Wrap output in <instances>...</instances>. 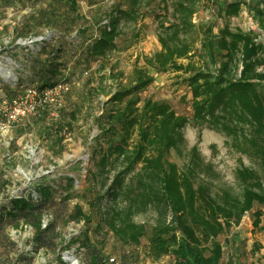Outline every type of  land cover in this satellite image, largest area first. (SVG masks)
I'll use <instances>...</instances> for the list:
<instances>
[{"label":"rangeland","instance_id":"obj_1","mask_svg":"<svg viewBox=\"0 0 264 264\" xmlns=\"http://www.w3.org/2000/svg\"><path fill=\"white\" fill-rule=\"evenodd\" d=\"M143 1L131 19L121 16L118 20L115 46L96 53L90 51L91 45L119 15L117 8L128 9L129 0H76L75 8L68 0H0V67L11 74L7 78V72L0 69V82L1 76L6 78L2 93L18 94L28 83L16 87L15 79L24 74L31 77L32 84L47 75L68 86L57 120L41 112L0 135V205L28 192L37 196L38 185H47L50 197L43 212L49 216L47 225H51L43 232L47 246H36L27 259L20 253L32 248L33 235L38 231L35 221L20 219L17 224L0 225V264H67L62 258L66 250L77 256L79 264H110L109 256L126 264L171 263L169 256L152 259L146 253L156 223L153 207L133 216L134 222L142 225L136 242L122 241L107 225L112 207L124 204L123 195L115 205L112 202L116 181L121 176L124 184L135 180L133 171L121 172L122 157L110 148L119 142V136L107 128V114L126 97L122 102L109 97L117 89L131 86L139 70H145L144 78L151 80L131 94L139 95L138 107L151 98L169 104L176 114L187 118L180 129L184 137L181 150L171 149L166 155L169 161L182 166L190 147L197 144L202 158L211 165L205 176L200 173V179L207 181L213 192L221 188L240 191L235 170L241 163L255 169L264 182V144L250 140L248 124L230 118L221 120L226 127L210 128L201 123L200 118H193V93L186 81L189 72L171 67L156 71L146 63L145 57L160 50L159 22L169 24L175 19L173 0ZM248 1L252 0H242L235 16H226L224 8L218 11L200 0L192 14L194 29L199 34L210 25L215 44L224 25L232 30H252L249 15L258 39L257 28H261L264 12L255 5L261 7L263 0H253V6ZM40 36L45 37L41 42H31ZM203 59L197 42L189 56L178 62L190 60L197 66ZM236 63L238 73V58ZM47 68L54 72L42 70ZM139 167L137 164L134 171ZM259 209L261 206L255 204L238 225L217 236L222 246L219 264H264V216L255 214ZM25 224L31 225L32 236Z\"/></svg>","mask_w":264,"mask_h":264},{"label":"trees","instance_id":"obj_2","mask_svg":"<svg viewBox=\"0 0 264 264\" xmlns=\"http://www.w3.org/2000/svg\"><path fill=\"white\" fill-rule=\"evenodd\" d=\"M68 2L75 8L76 0ZM198 2L173 0L175 20L169 24L159 22L160 50L145 57L146 63L156 71L171 67L189 72L186 81L193 93V118H200L201 123L206 122L210 128L226 127L222 122L226 118L243 121L251 128L250 140L263 145L264 68L260 66L264 64V43L255 39L253 30H232L224 25L214 44L210 25L204 26L199 34L194 29L191 17ZM144 3L143 0H129L128 9L117 8L119 15L110 21L108 29L101 31L90 51L103 53L104 48L115 46L113 40L118 34L120 17L131 19ZM239 9L240 3L234 2L227 4L223 12L231 16ZM263 22L264 17L261 21L264 32ZM197 42L203 63L197 66L190 60L186 64L179 63V59L189 56ZM236 58L241 64L238 73L234 69ZM42 70L54 72L49 68ZM144 72L137 71L131 86L117 89L109 97L113 102H122L126 97L122 105L107 114V128L119 136V142L110 148L122 157L124 168L121 172L133 171L135 180L124 184L121 176L116 181L112 202L115 205L116 199L123 195L124 204L121 207L112 204L107 225L122 241L136 242L142 225L135 223L133 216L153 207L157 216L148 238L146 253L150 258L169 256L170 264H219L222 246L217 236L238 225L245 212L255 204L261 206L255 214L264 216V182L255 169L241 163L235 170L240 191L235 193L221 188L213 192L209 183L200 179V173L204 172L205 176L211 165L204 161L197 144L190 147L182 166L169 161L166 155L171 149L181 150L184 137L180 129L187 118L176 114L169 104L151 98L138 107L139 95L131 94L151 80L144 78ZM30 78L19 75L16 87L30 84ZM4 82L1 79L0 88ZM37 82L33 84L43 87L55 81L43 75ZM232 130L235 131V127ZM137 164L140 167L134 171ZM36 192L37 196L34 191L28 192L0 205V225L17 224L20 219L35 221L37 225L32 248L21 250L24 259L30 258L38 246H47L43 232L51 229V225L40 226L43 207L50 197L49 186L38 185ZM261 228L264 229V225Z\"/></svg>","mask_w":264,"mask_h":264},{"label":"built area","instance_id":"obj_3","mask_svg":"<svg viewBox=\"0 0 264 264\" xmlns=\"http://www.w3.org/2000/svg\"><path fill=\"white\" fill-rule=\"evenodd\" d=\"M206 2L209 6L215 7L219 3V0H206ZM250 24H252V22H250ZM250 26V28L254 29V26ZM44 38V36H40L31 39V42L38 40L41 42ZM257 40L264 43V33L260 30ZM4 76L9 78L11 74L8 71L7 75L4 74ZM26 76V74L23 75V77ZM1 77L3 80H6L5 77ZM17 78L15 79V83ZM67 89V83L62 80L55 81L53 84L43 87H37L35 84H28L24 86L18 94L13 96L4 95L0 88V135L2 133H8L20 121L33 116L36 113L38 106L41 105L49 107L52 119H58V107L61 105L62 96ZM27 179H29V177H27ZM48 219L49 216L43 213L40 220L41 228L46 227ZM24 227L30 232V234L32 233V227L30 224H25ZM32 235L33 234H31V236ZM62 254L63 260L68 264H79L77 256L71 251L66 250ZM108 261L111 264H126L117 260L115 256H109Z\"/></svg>","mask_w":264,"mask_h":264},{"label":"crops","instance_id":"obj_4","mask_svg":"<svg viewBox=\"0 0 264 264\" xmlns=\"http://www.w3.org/2000/svg\"><path fill=\"white\" fill-rule=\"evenodd\" d=\"M200 1V0H199ZM204 1H206V0H204ZM234 2H239L240 3V5H241V2H242V0H219V3L217 4V6H215L216 8H217V10L219 11V10H221V9H223V8H226V6H227V4H230V3H234ZM249 3H250V5H252L253 6V4H256L253 0L252 1H248ZM198 4V3H197ZM206 4H207V2H206ZM208 5V4H207ZM209 6V5H208ZM242 6H243V4H242ZM256 8H258V10H259V12L262 10V12H264V0H263V3L261 4V7H260V4L259 3H257L256 5ZM240 8H241V6H240ZM240 10V9H239ZM239 10H238V12H239ZM201 11H202V8H201ZM192 14H194V12L192 13ZM231 16H235V15H231ZM263 17H264V15H263ZM191 20H192V22L193 23H195V15H193L192 17H191ZM248 21V23L250 24V22H252V24H250V25H254V23H253V20H252V18H251V16H249L248 15V19H247ZM264 23V22H263ZM260 26H261V24H260ZM251 27V26H250ZM258 30H260L261 32H263V30H262V28H257ZM253 30V29H252ZM264 33V32H263ZM256 39V38H255ZM257 40V39H256ZM213 43H214V40H213ZM59 111H60V109H59ZM41 112H47L49 115H50V109H49V107L48 106H46V105H41V106H38V108H37V110H36V113L33 115V116H31V117H28L27 119H25V120H32L33 118H35L37 115H39ZM50 117H51V115H50ZM59 117H60V113H59ZM52 119V118H51ZM54 120V119H53ZM57 120V119H56ZM16 127V126H15Z\"/></svg>","mask_w":264,"mask_h":264},{"label":"bare ground","instance_id":"obj_5","mask_svg":"<svg viewBox=\"0 0 264 264\" xmlns=\"http://www.w3.org/2000/svg\"><path fill=\"white\" fill-rule=\"evenodd\" d=\"M0 69L3 71V72H8V70L6 68H2L0 67Z\"/></svg>","mask_w":264,"mask_h":264}]
</instances>
